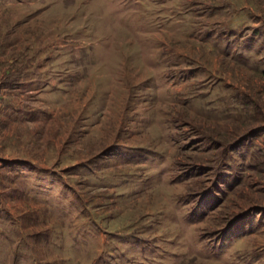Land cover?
<instances>
[{
    "label": "rangeland",
    "instance_id": "374dc122",
    "mask_svg": "<svg viewBox=\"0 0 264 264\" xmlns=\"http://www.w3.org/2000/svg\"><path fill=\"white\" fill-rule=\"evenodd\" d=\"M264 0H0V264H264Z\"/></svg>",
    "mask_w": 264,
    "mask_h": 264
},
{
    "label": "trees",
    "instance_id": "16d2710c",
    "mask_svg": "<svg viewBox=\"0 0 264 264\" xmlns=\"http://www.w3.org/2000/svg\"><path fill=\"white\" fill-rule=\"evenodd\" d=\"M261 75H263V77H264V70L261 71Z\"/></svg>",
    "mask_w": 264,
    "mask_h": 264
}]
</instances>
